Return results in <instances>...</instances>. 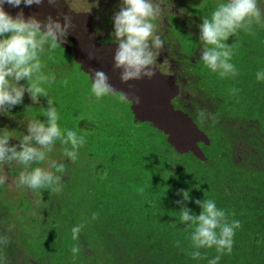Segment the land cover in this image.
<instances>
[{
	"label": "clouds",
	"instance_id": "clouds-1",
	"mask_svg": "<svg viewBox=\"0 0 264 264\" xmlns=\"http://www.w3.org/2000/svg\"><path fill=\"white\" fill-rule=\"evenodd\" d=\"M45 3L52 9H57L59 5L72 7L76 4L77 11L73 9V13H90L88 0H70V3L68 0L64 2L0 0V117L2 116L3 121L0 122V245L8 243V239L3 236V229L9 228L10 233L17 220L23 217L20 214L21 199L32 201L35 195L42 201L41 194L48 193L51 195L52 205L45 213H50L51 216L52 212L65 213L66 208L57 199L60 200L59 194L63 191L62 178L65 177L66 165L62 161L57 162V156L53 153L60 148L62 158L75 164L79 159L80 150L87 144L85 134H80L70 127L64 129L60 127L55 101L49 97V93L56 86L50 68L53 63L56 67L65 64L67 56L75 60L79 59V62L83 61L80 62L81 64L76 62L77 67L74 65L70 67L79 68L90 75V93L97 101L108 97L120 104H130L127 121L131 124V129L126 138L129 148L119 141L118 143H121L119 149L126 148L132 151L141 149L151 155L152 147L160 144L161 142L158 141L160 139L175 155L193 156L200 163L206 161V153L212 151L211 149L226 151L229 149V152L218 156L231 155V159L237 163L244 160L243 156L238 160L239 149L240 151H243V148L247 149L244 150L243 155L250 150L255 152L250 145V139L257 131L245 139H243L244 135L237 136L235 130L230 131L233 123L242 122V127L249 132V127L254 126V123L251 125L252 122L249 123L245 116H237L236 111H231L230 108L224 110L223 114L220 110L231 101L228 94H238L239 90L235 89L234 82L240 74H248L240 65L239 54L242 48L249 50L252 44L256 45L253 38L264 45V10L259 6L264 4V0H216L215 2L200 0L198 3L204 6L201 17L195 18L190 14L188 16L198 19L199 23L196 20L194 23L187 21L177 23L181 25L183 31L190 32L192 40L179 36L173 29L175 32L173 39L179 43L178 50L182 55L181 64L186 66L185 72L180 74L175 72L167 74L156 68L158 57L166 43L158 32V21L164 11V0H120L119 11L112 17L111 41L116 45L112 66L120 70L121 83L154 79L157 74L156 86L160 87L163 93L154 94V101L150 99L152 104L161 105L162 102L167 104L170 108L169 115L173 116L185 115L183 104L192 105V121L208 138L207 143L200 144L204 154L201 158L189 152L179 153L171 145L169 135L162 128V125L170 119L169 115L164 118L166 122L162 119L166 116L165 113L162 118L148 116L155 118L156 123L140 121L143 113L138 116L133 108L137 106L151 110L149 99L143 96L130 97L127 93L117 92L104 71L94 70L90 73L91 68L99 67V63H95L94 68L92 65L94 62L80 59L87 57L88 50L81 51L83 56L77 54L75 57L73 52L69 54L65 52L62 41L67 39L72 31V22L69 19H62L60 15H56L55 18L47 15L44 19H39L41 16L39 11L38 18L29 13L25 16L22 10L17 11L23 6L40 7ZM186 7L189 10L190 6ZM195 25H198L197 29H193ZM254 30L257 32L256 37H252ZM239 33L241 39L235 45ZM197 39L201 48L197 44ZM186 45L190 46L187 48ZM198 48L201 51L199 59L193 55ZM159 73H162L161 78ZM227 79H232L231 88L224 82ZM255 80L264 83V70L255 73ZM179 94L183 100L177 98L176 102L184 113H177L178 109L165 101L167 97L173 95L178 97ZM191 97L194 98L193 101ZM101 117L99 111L97 114L99 122ZM99 122L96 123L97 126ZM164 126L167 128L170 125ZM171 126L173 127V124ZM214 127L222 128L224 131L221 135L212 137L209 131ZM155 131L158 133L155 134ZM108 149L114 163L121 161L120 154L127 156V159L134 155L126 150L115 153L111 148ZM230 149L235 150L234 155ZM102 152L104 153V150ZM103 153L100 156L102 160ZM13 167L20 170L16 169L18 173L16 172L17 175L12 183L16 188L23 190L22 193L15 195L8 193L4 188L8 183V175L4 169L11 170ZM25 192L29 193L31 198ZM143 192V188L137 189L138 195H142ZM178 194L183 199V203L179 200L176 202L181 206L178 220L179 223L186 225V230H190L187 237L192 249L188 253L190 259L193 261L206 259L201 250L214 249L217 255L208 260V264H220L221 257L232 252L234 237L241 228L240 222L235 219L230 221L229 214L218 208L212 199L192 201L201 209L200 214L196 215L188 207L183 206L190 200L189 192L182 191ZM36 206L39 207V204ZM31 209V217H43L33 207ZM60 218L59 222L64 217ZM96 218L93 214L92 219ZM82 228L83 225H77L71 229L72 240L78 239ZM174 246L180 248V241H176ZM79 251L80 249L75 245L71 248L73 256L78 255ZM22 257L34 264L32 258L25 252Z\"/></svg>",
	"mask_w": 264,
	"mask_h": 264
},
{
	"label": "trees",
	"instance_id": "trees-1",
	"mask_svg": "<svg viewBox=\"0 0 264 264\" xmlns=\"http://www.w3.org/2000/svg\"><path fill=\"white\" fill-rule=\"evenodd\" d=\"M253 39L256 45L249 50L242 48L239 54L240 65L248 74H240L234 82L238 94H228L231 101L220 113L230 108L249 123L256 122L259 130L255 126L248 129L257 131L250 139L255 152H245L244 160L237 163L231 155L218 156L229 149H211L206 161L200 163L193 156L175 155L158 139L161 143L152 147L151 155L141 149H119L121 143H117L115 153L126 150L134 155L127 159L120 154L121 161L114 163L106 147L99 163L90 158L89 185L83 182L86 191L78 188L73 198L65 191L59 194L57 201L67 209L65 213L38 217L39 229L30 233L22 227L21 217L10 233L3 227L8 243L0 245V264H31L23 259V252L34 264H208L217 255L214 249H202L206 259L200 261L188 255L192 251L187 239L190 230L179 223L181 206L176 203H183L178 194L182 191L190 196L183 206L196 215L201 209L192 201L212 199L229 214L230 221L240 222L232 252L222 256L220 264H264V83L255 80V73L264 70V45ZM65 113L69 115L67 109ZM97 114L91 117L95 125ZM85 129L95 130V126L87 124ZM222 131L214 127L209 135L219 136ZM230 151L235 154V150ZM259 160L261 166L254 164ZM138 188L144 189L142 195L137 194ZM91 196L93 202L87 216L82 217L81 207ZM77 225L83 228L74 241L71 229ZM176 241H180V248L174 246ZM74 245L80 249L76 256L71 252Z\"/></svg>",
	"mask_w": 264,
	"mask_h": 264
},
{
	"label": "rangeland",
	"instance_id": "rangeland-1",
	"mask_svg": "<svg viewBox=\"0 0 264 264\" xmlns=\"http://www.w3.org/2000/svg\"><path fill=\"white\" fill-rule=\"evenodd\" d=\"M199 1L200 0H168L167 3V0H164V11L161 19L158 21V32L166 43L164 49L158 57L156 64V68L161 70V72L167 74H173L174 72L180 74L185 72L186 66L181 64L182 55L178 50L179 43L173 39L175 36L174 30L179 34V36L192 40L190 32L183 31L180 27L181 25H178L177 23L182 21L194 23L195 20L197 23H199L198 19L195 18H200L204 10L203 4L198 3ZM202 1L206 2L211 0ZM213 1L215 2L216 0ZM61 2H64V0H61ZM68 2L70 3V0H68ZM88 2L90 4L88 8L90 13L85 14L73 13V9L77 11L76 4H73L72 7L59 5L57 9L49 8L46 3L40 7L32 6L30 8L21 5L23 7L19 8L17 11L19 12L22 10L25 16L27 13H29V15H35L37 18L39 17V14L37 15L39 11L41 14L39 19H44L47 15H52L54 18L56 15H60L62 19H69L72 22V31L68 35L67 39L62 41L65 52L68 54L69 52H73L75 57L77 54L83 56L81 51L88 50L87 57L84 56L80 59H84L85 61L91 63L94 62L92 64L94 65V68L96 67L95 63H99V67L96 69L91 68L90 73H93L94 70L104 71L109 77V82L117 92L127 93L130 97L143 96V98L145 97L149 99L151 110L144 109V107L143 109L141 107L137 108V106H134L133 108V111L138 116H141L143 113L142 117L139 119L140 121L156 123L155 118L148 116H158L162 118L165 113L166 116H164L162 119L166 122V119L164 118L169 115L170 108L168 105L163 102L161 105L156 103L152 104L151 102V100L154 101V94L158 92L160 94L163 93L162 89L156 86V83H158L157 74L155 75L154 79H142L138 81L133 80L129 81L127 84H124L120 81V70L114 69L112 66V57L116 47L113 41H111V33L113 32L112 17L116 12L119 11L120 0H88ZM186 6H190L189 10ZM259 6L262 10H264V4ZM189 14L195 18L188 17ZM172 16L174 18H172ZM197 26L198 25H195L193 29H197ZM256 36L257 32L254 30L252 32V37ZM240 39L241 33H239L238 37L235 39V45L240 41ZM197 44L199 48H201L199 39H197ZM199 48L193 53L195 58L198 59L201 54ZM66 58V65L62 64V66L56 67V64L53 63L50 68L52 77L56 80V86L49 93V97L51 100L55 101L57 113L60 117V127L62 129L70 127L80 134H85L87 140V144L80 150L79 159L75 164L70 163L66 159L62 158L60 148L56 149L53 153L57 156V162L62 161L66 165L65 177L62 178L64 182L62 192L65 191L66 194L71 195L73 198L75 193L78 191V188L83 187L82 190L86 191L83 182L86 185H89V179L87 175L92 174V169L89 165L90 158L94 164L99 163L100 161L98 158L101 156V151H103L106 147L111 148L115 152L117 143L119 141H122L124 144H126V138L131 129V124L127 121L129 119L128 108L130 104H120L114 99L108 97L97 101L96 98L90 93V75L81 71L79 68L70 67L73 65L77 67L76 62L81 64L83 61H80V63L79 59L75 60L68 56ZM161 75L162 73H159L160 78ZM214 75L217 76L216 74ZM224 82H226L230 88L232 87V79H227ZM144 92H148L149 94H143ZM164 94H166V91ZM175 96L176 95L169 96L165 99V101L167 103H171V106L174 108H177V113H182L184 111L185 113H183L185 115H169L171 119L164 123V125L171 126V124H173V127L168 126L166 128L164 125H162V128L169 135L171 145L176 149L177 152H189L201 158L204 156V154L200 148V144L207 143L208 138L203 133V131H200L196 127V124L192 121V105L186 106L183 104L182 111L180 106H178L176 99L178 98L180 101H182L183 97L180 94L179 96L177 95L178 97ZM190 99L191 101L194 100L193 97ZM40 101L43 104V98H41ZM65 109L68 110L69 115H66ZM99 111L101 112L102 117L97 126L95 125V122L91 120V117L97 114ZM0 122L3 123L2 116L0 117ZM91 123L93 126H95L96 130L89 131L85 129L86 125ZM252 124L257 130H259V127L255 124V122H252L251 125ZM233 130H235L237 136L244 135L243 139L247 137L249 138L250 134L256 132H247L246 129L242 127V122L233 123L230 126V131ZM157 133L158 131H155V134ZM14 135L19 137L17 134ZM262 138L264 139V136H262ZM13 141L16 142L18 140ZM125 146L129 148L127 144ZM242 150L243 151H240L239 149L238 160H241L242 156H245V154L243 155V152L247 149L243 148ZM260 162L261 161L259 160V163L255 162L254 164L261 166L262 162ZM253 166L258 168L256 165ZM16 169L18 171L20 170L15 167H13L11 170L4 169V172L8 175V183L4 186V188L8 193L13 195L22 193L21 191H23L16 188V186L12 183L18 173ZM84 178L85 180H83ZM25 193L31 198L29 193ZM41 195L42 201H40L38 196L35 195H33L32 201L28 199L19 200L21 203L20 214L23 216L21 219H24L23 226L25 227L26 233L36 231V229H39V225L41 224L38 222L36 217L30 216L32 210L31 207H33L34 210L41 216H51L50 213H45V211L49 210L52 205L51 195H48V193H42ZM91 197L88 200H85L81 207L80 215L82 217L87 216L89 206L93 202V197ZM87 198L88 197H86V199ZM37 204H39V207L36 206ZM59 228H62L61 222L59 223Z\"/></svg>",
	"mask_w": 264,
	"mask_h": 264
},
{
	"label": "bare ground",
	"instance_id": "bare-ground-1",
	"mask_svg": "<svg viewBox=\"0 0 264 264\" xmlns=\"http://www.w3.org/2000/svg\"><path fill=\"white\" fill-rule=\"evenodd\" d=\"M58 8V7H57ZM51 12V11H50ZM105 47V46H104ZM140 85V84H139ZM141 92H142V90H141ZM143 94H146L145 92L143 93ZM142 95V94H141ZM155 107V106H154ZM171 119V118H170ZM177 119V118H176ZM183 123V122H182ZM179 126V125H178ZM178 138V137H177Z\"/></svg>",
	"mask_w": 264,
	"mask_h": 264
}]
</instances>
